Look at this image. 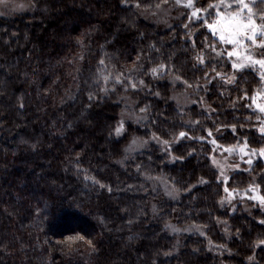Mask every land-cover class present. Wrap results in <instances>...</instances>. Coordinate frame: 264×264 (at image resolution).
I'll list each match as a JSON object with an SVG mask.
<instances>
[{
    "label": "trees",
    "instance_id": "obj_1",
    "mask_svg": "<svg viewBox=\"0 0 264 264\" xmlns=\"http://www.w3.org/2000/svg\"><path fill=\"white\" fill-rule=\"evenodd\" d=\"M23 1L31 15L0 19V264H264L263 215L221 206L224 187L210 159L220 133L221 144L249 137L260 145L252 125L234 118L247 112L236 103L240 89L250 96L257 78L246 73L235 90L208 86L205 100L216 113L193 106L184 114L169 81H205L210 65L194 59L205 33L193 44L181 25L163 31L133 0ZM161 63L163 74L153 76ZM121 73L124 84L114 79ZM141 79L147 87H130ZM123 95L148 111L119 139ZM180 131L187 135L174 140ZM152 133L170 142L173 161L152 146L123 165L131 136ZM150 178L169 182L181 199L155 195ZM234 180L239 186L242 175ZM166 224L199 225L204 235L177 236Z\"/></svg>",
    "mask_w": 264,
    "mask_h": 264
},
{
    "label": "snow or ice",
    "instance_id": "obj_2",
    "mask_svg": "<svg viewBox=\"0 0 264 264\" xmlns=\"http://www.w3.org/2000/svg\"><path fill=\"white\" fill-rule=\"evenodd\" d=\"M123 3H129V0H122ZM133 3L137 9L144 8L146 11H151L153 15H159L160 12H168L170 8L176 6H183L185 9H191V12L188 14L189 23H185V29H188L187 35L189 37L193 36V31L190 27V24L194 21H201V27L207 28L213 37H218L211 42H206L202 49H194V59L202 65L211 64V68L208 71L203 73L201 79H204L206 82H210L211 79L219 77L222 80L227 81L229 84L239 85L240 79H242L245 72H251L253 75L258 73V88L249 96V89H240L243 92L242 97H237V99H250L252 104H255L256 109H258L261 115L256 116V120L260 122L258 131L261 134V138L264 139V99L262 102L257 103V97L264 98V9H260L259 12L253 11L259 4L264 3V0H207L206 5L204 0H200L201 6L197 7V0H158L156 3H147L146 0H133ZM143 14V13H142ZM183 14V13H182ZM259 38V39H258ZM208 38L205 37V41ZM195 44V40H192ZM223 44L231 45V49H224ZM259 48L261 51L257 52L256 49ZM227 56L231 60L232 73H224L217 70L220 59L223 56ZM207 57V59H206ZM259 57V58H257ZM139 59V57L137 58ZM215 59V63H213ZM101 65H104V61H100ZM166 65L163 63L157 65L150 69V72L153 76L162 75L163 72H158V69H165ZM132 71H135L133 69ZM210 72L214 73V77H210ZM111 75V74H109ZM109 75L104 76L105 82L109 80ZM131 75L128 77L131 80ZM116 83L124 84L123 74H118L114 77ZM177 80H181L182 77H175ZM183 83L194 90L199 89V83L190 84L188 80H183ZM140 86L147 87L145 82L141 79L137 82L131 83L130 87L137 89ZM105 92L108 91L107 88L104 89ZM155 96H160V92L156 91L153 93ZM91 95L89 99H91ZM200 100H203V97H200ZM232 106L235 107V101H232ZM127 107V106H126ZM211 106L209 105V108ZM251 107V104L248 105ZM140 113L146 114L148 111V106L139 109ZM214 111V110H213ZM128 117L122 112L121 120L118 121V125L115 128L116 134L119 136L122 132L125 131V120ZM145 116H141L137 119L139 122L140 119H146ZM249 120L251 117L248 118ZM194 123L199 124V121H194ZM233 132L237 130L236 124L228 125ZM224 127V125H221ZM244 127V125H240ZM208 136H212V129H207ZM187 135L185 131H180L178 135H173L174 140L183 138ZM149 139L157 140L158 142L163 143L166 146L170 147V142L168 140H163L158 137L156 133H152ZM204 139V137H201ZM213 144H217L218 141L215 139L212 140ZM148 144V140H145L140 137H133L130 143L126 146L125 152H132L137 148H144ZM239 149L241 153L240 159L243 161L245 155L248 156L246 163L248 165H253L254 161L251 158L252 156H257L258 158H264V147L259 149L249 147L248 137H244L243 144L237 142V145H229L222 148V151H226L227 155L222 157L223 161H227L230 156L236 153V149ZM247 149V152H245ZM175 158V157H174ZM183 159V157H179ZM212 162L220 169L219 177H223V183L225 184L224 192L227 194L220 198L221 206H224V203H231L234 198V194L241 192L240 189H229L227 183L232 179L231 176L226 174L227 170H239V164H227L221 160H217L215 156H212ZM252 168H249L248 171H252ZM264 179V176L261 177ZM260 187L259 184L255 183V178L253 182L249 183L247 189L243 190V195L247 196L248 190L256 192ZM110 190V189H109ZM165 190L167 195L174 196L175 193H178V189L174 186L171 190L167 188L165 184ZM249 199L258 201L259 206H264V195H255L249 197ZM235 206L233 205V208ZM155 210V206H153ZM261 225H264V218L259 220ZM165 227H171L173 231H179V229L174 226L166 224ZM199 229V225L196 226ZM239 230H237L238 232ZM83 240L84 237H68V242L73 240ZM92 246V249L95 250V245L91 240L87 242ZM258 244L264 246V239H258ZM249 260H252L253 257L249 256Z\"/></svg>",
    "mask_w": 264,
    "mask_h": 264
},
{
    "label": "rangeland",
    "instance_id": "obj_3",
    "mask_svg": "<svg viewBox=\"0 0 264 264\" xmlns=\"http://www.w3.org/2000/svg\"><path fill=\"white\" fill-rule=\"evenodd\" d=\"M201 3L200 0H197V7H200ZM260 9H264V3L259 4L256 8L253 9V11L255 12H259ZM140 13L139 15L141 16V18L147 22H149L150 24H152L153 26H156L158 28H160L163 31H167L169 29H172L174 26L176 25H181L183 28L185 23H189L188 20V14L191 12V9H185L182 5L181 6H176L173 8H170L168 10V12H160L159 15H153L152 12L150 11H146V10H142L139 9ZM34 12L32 5L27 2V1H23V0H0V19H11V18H15V17H19V16H25V15H31ZM143 13V14H142ZM183 13V14H182ZM201 21H194L190 24V27L193 31V36L192 39L196 38V36H199L200 34H204L205 33V37L208 38L206 42H211L214 39H218V37H213V35L209 32V30H207V28L201 27ZM188 30V29H186ZM204 37V40H205ZM259 39V38H258ZM222 47L224 49H231V45L229 44H223ZM257 52H260L261 50L259 48L256 49ZM259 58V57H257ZM207 59V57H206ZM213 63H215V59H213ZM199 64V63H198ZM200 66L203 67H207L205 65L199 64ZM210 68H211V64ZM217 70L218 71H222L224 73H228L231 74L232 73V68H231V60L225 55L220 59L219 65L217 66ZM246 73H250V72H245L243 74V76ZM253 74V73H252ZM214 73L210 72V77H214ZM258 73H256L254 76L257 78L258 77ZM219 79V81H218ZM171 82V88H172V96H171V101L178 107V110L181 111L182 113H186V110L191 109V107L196 106L199 110V112H203L208 116H212L216 113V111L214 110V108L211 106L209 108V104L207 103V101L205 100V96L207 94V87L208 86H213L214 84H220L223 85L224 87H227L229 89H236L239 86H237L236 84H229L227 81L220 79L219 77H215L214 79H211L210 82H206L203 81L202 83L200 82V88L194 90L193 88L188 87L187 85H185L183 83V81L181 80H177V79H170ZM241 82V79H240ZM239 82V83H240ZM259 85H256V87L254 88V91L258 88ZM252 95V94H251ZM250 95V96H251ZM200 97H203V100H200ZM261 97H257V103L262 102ZM122 101V105H123V113L125 114V116H127L128 118L125 120V131L121 133V135H117L115 133L116 138L119 139H123V137H125L127 135L128 132V128L130 125H132L133 127H138L140 126V124L145 122V119H140L139 122H137V119L141 116H143V114H141L140 112L137 111L136 109V103L134 101L131 100L130 96L127 95H123V97L121 98ZM236 103L242 105V108L244 110H246L247 112L244 113V115H237L234 116V118L239 119V121H243L245 123H249L252 125V128H254L255 132H256V138L255 141L258 142V144H260L258 147L251 145V141H253V139H250L248 137V143H249V147L251 148H255V149H259L261 147H264V139L261 138V134L258 131V127L260 126V122H258L256 120V116L261 115L258 111V109H256L255 104H252V101L250 99H240V101H237ZM251 104V107H248V105ZM127 106V107H126ZM214 110V111H213ZM121 112V114H122ZM251 117V119L249 120L248 118ZM121 120V115H120V119ZM262 120H264V118H262ZM230 130V128L228 129ZM220 136H223L222 133H220L218 136L214 135L212 137V139L210 140V146H212V155H211V162H212V156H215L217 160H221L222 162H225L227 164H239L240 168L239 170H227L226 174L228 176H231V180L227 183V187L231 190V189H240L241 192L234 194V198L232 199L231 203H224V207L229 208L230 212L234 213L238 207H242V210L245 213H254V212H260L263 215L264 218V206H259L258 205V201L256 200H252L249 199V197L251 196H255V195H264V179H261L262 176H264V158H258L257 156H252L251 158L254 161L253 165H248L246 163L248 156L245 155L244 160L242 161L240 159V155L241 153L239 152V149H236V153L232 156L229 157V159L227 161H223L222 157L227 155L226 151H222V148L229 146V145H237L238 141H235L233 144H221L219 142V138ZM134 136H131V138L128 140L126 146L130 143L131 139ZM136 137V136H135ZM215 139L216 141H218L217 144H213L212 140ZM244 140V139H243ZM243 140H240V144H243ZM125 146V148H126ZM152 146H157L158 148H160L163 152H166L167 154L170 155L169 153V146L164 145L161 142H158L157 140H152L149 139L148 140V144L146 147L144 148H137L134 151L128 153L124 151V157L123 160L121 161L122 164H129L131 160L134 159V157L138 154L144 153L146 151L149 150V148H151ZM171 147V144H170ZM125 150V149H124ZM245 152H247V149H245ZM173 159V156L170 155V160ZM173 161V160H172ZM213 164V162H212ZM214 168L216 169L215 171L218 172V176L220 174V169L217 168V166L215 164H213ZM249 168H252L253 170L250 172L248 171ZM241 174L242 175V180L240 181V185L236 186V182L234 180L235 176ZM244 177V178H243ZM253 178H255V183L259 184L260 187L256 190V192H253L251 190H248V194L247 196L243 195V190L247 189V186L249 183L253 182ZM220 183L223 184V187H225V184L222 182L223 181V177H220ZM150 181V186L152 187L153 193L155 195H159L161 197H164L167 201L169 202H177L181 199V193L178 191V193H175L174 196H169L167 195V192L165 190V184L167 185V188L169 190H171L173 188L172 185L169 184V182H167L164 179H149ZM224 196L227 195L225 192L223 194ZM233 205L235 206L233 208ZM221 232L225 233L227 235V237L229 236V227L227 226V224L225 223H221ZM177 229H179V231H173L172 233L176 234L177 236L179 235H183L184 234H194L197 233L199 235H204V232H202V229L199 227V229H197V227H185V228H180V227H175ZM172 229V228H171Z\"/></svg>",
    "mask_w": 264,
    "mask_h": 264
}]
</instances>
